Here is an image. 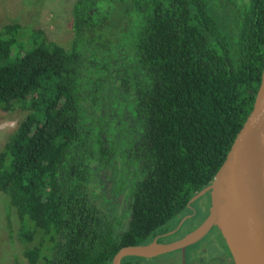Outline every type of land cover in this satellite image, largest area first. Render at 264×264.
I'll return each instance as SVG.
<instances>
[{
	"label": "trees",
	"instance_id": "obj_1",
	"mask_svg": "<svg viewBox=\"0 0 264 264\" xmlns=\"http://www.w3.org/2000/svg\"><path fill=\"white\" fill-rule=\"evenodd\" d=\"M71 28L63 46L0 27V110L26 111L0 151V193L28 264H110L173 227L223 163L261 79L264 0H74ZM113 141H138L130 186L109 171L123 165ZM117 184L128 214L115 219Z\"/></svg>",
	"mask_w": 264,
	"mask_h": 264
},
{
	"label": "water",
	"instance_id": "obj_2",
	"mask_svg": "<svg viewBox=\"0 0 264 264\" xmlns=\"http://www.w3.org/2000/svg\"><path fill=\"white\" fill-rule=\"evenodd\" d=\"M210 195L209 214L194 230L169 243L121 247L110 264H121L124 257H151L184 249L201 239L215 226L221 234L235 264H264V61L261 79L253 104L235 134L225 159L211 183L189 202L205 193ZM240 222L254 250L255 258L246 257V248L232 233ZM184 264V259H182Z\"/></svg>",
	"mask_w": 264,
	"mask_h": 264
},
{
	"label": "rangeland",
	"instance_id": "obj_3",
	"mask_svg": "<svg viewBox=\"0 0 264 264\" xmlns=\"http://www.w3.org/2000/svg\"><path fill=\"white\" fill-rule=\"evenodd\" d=\"M73 2L74 0H0V27L16 22L24 28L40 30L49 40L67 46L73 34L71 28ZM123 107L120 104L118 112L122 111ZM25 115L26 111L19 107L11 111L0 110V151ZM127 124H130L129 120L125 121V119L120 123L122 128H125ZM113 142L118 150L117 157H122L123 165L118 161H109L107 164L110 167L109 171L112 177L123 176V179L128 181L126 186H130L132 181L130 179L135 178V175L136 178L141 176L138 161L129 157L131 148L138 141ZM110 186L109 181L105 182L107 192ZM117 187V190H114L117 195L112 197L115 219L121 215V212L128 214V211L124 209L128 189H121L119 184ZM5 209L6 203L0 193V264H28L24 256V245L17 236L19 224L15 219V212L11 208L7 209L8 211ZM208 243L212 250L223 245L222 241L214 235L208 237ZM45 249L46 247L43 251H46Z\"/></svg>",
	"mask_w": 264,
	"mask_h": 264
},
{
	"label": "flooded vegetation",
	"instance_id": "obj_4",
	"mask_svg": "<svg viewBox=\"0 0 264 264\" xmlns=\"http://www.w3.org/2000/svg\"><path fill=\"white\" fill-rule=\"evenodd\" d=\"M210 206V195L207 192L190 202L188 211L177 216L178 222L173 227L159 232L150 242L169 243L179 240L202 223L209 214ZM210 235L220 239L223 245L218 249H210L208 243ZM182 259H184V264H235L225 241L215 226L211 227L201 239L185 247L184 254L177 249L144 257L142 264H182Z\"/></svg>",
	"mask_w": 264,
	"mask_h": 264
},
{
	"label": "bare ground",
	"instance_id": "obj_5",
	"mask_svg": "<svg viewBox=\"0 0 264 264\" xmlns=\"http://www.w3.org/2000/svg\"><path fill=\"white\" fill-rule=\"evenodd\" d=\"M232 233H233V236L235 237V239L237 240V242L240 244V245H244L245 248H246V252H245V255L246 257H249V258H255V253H254V250L247 238V235L246 233L244 232L240 222H236L232 225ZM249 264H252V263H249Z\"/></svg>",
	"mask_w": 264,
	"mask_h": 264
}]
</instances>
